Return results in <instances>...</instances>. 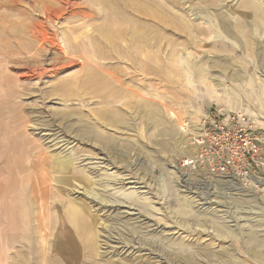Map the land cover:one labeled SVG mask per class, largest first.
I'll use <instances>...</instances> for the list:
<instances>
[{"label":"rangeland","instance_id":"rangeland-1","mask_svg":"<svg viewBox=\"0 0 264 264\" xmlns=\"http://www.w3.org/2000/svg\"><path fill=\"white\" fill-rule=\"evenodd\" d=\"M209 110L264 136V0H0V208L13 180L53 217L7 260L1 216L0 264L81 242L71 206L95 264H264V170L181 167Z\"/></svg>","mask_w":264,"mask_h":264},{"label":"crops","instance_id":"crops-1","mask_svg":"<svg viewBox=\"0 0 264 264\" xmlns=\"http://www.w3.org/2000/svg\"><path fill=\"white\" fill-rule=\"evenodd\" d=\"M237 27L239 30L241 25L237 24ZM222 28L228 33L232 32V27L227 21L223 23ZM42 184L44 185L46 182L42 181ZM32 190H34V192H32L34 195H27V193L25 194L22 191L18 193L13 187V180L10 183L8 189L5 190V206L0 208V217L3 216V225L6 232L5 240L8 243V249L5 253V259L7 260H11L12 258L28 259V257H32L30 254H35V252H32L34 250H29V245L27 244L28 241H33V235L37 234L35 233V230L41 226L40 222H48V220L51 222L53 220V217H51L49 214L52 207H50L48 204H46V213L43 212L44 214H40V210L44 209L45 206V204L39 203L40 200L44 199L43 194L41 193V188L34 186ZM45 192L46 194L48 193V191ZM3 194L4 192L1 195ZM71 207H74L73 210L76 217H73L72 219L70 210L71 208H69L67 212L68 221L73 225L74 229L77 228L75 231L72 230V234H75L79 231L82 241L78 242L76 240L75 244L73 239H70L67 236L69 234L66 232V230H61L63 228V226H61L60 230L58 231L59 238L57 241H55L54 248L47 250V253H43L44 247L42 244L46 240L48 234L45 233L42 235V244L40 247H37L38 252L40 250L42 255H38V260H48L50 261V264H95L96 260L94 258L96 255H98L97 244H94L95 247L93 248L92 244L89 245L87 240L92 234H94L96 238V234L92 232L91 226H89V224H86L87 227L85 229L82 227L80 229L78 228L81 226V221L84 220H80L81 216L79 215L76 207ZM80 234H78V236H80ZM36 238L38 242H40L41 236L39 233L35 236V239ZM198 257L199 256L197 255V258ZM90 258L92 259L91 261H89ZM82 259L84 260L82 261Z\"/></svg>","mask_w":264,"mask_h":264},{"label":"built area","instance_id":"built-area-1","mask_svg":"<svg viewBox=\"0 0 264 264\" xmlns=\"http://www.w3.org/2000/svg\"><path fill=\"white\" fill-rule=\"evenodd\" d=\"M193 138L196 151L181 162L182 168L204 166L213 176L229 181L262 179L258 174L264 170V136L245 116L209 110Z\"/></svg>","mask_w":264,"mask_h":264},{"label":"bare ground","instance_id":"bare-ground-1","mask_svg":"<svg viewBox=\"0 0 264 264\" xmlns=\"http://www.w3.org/2000/svg\"><path fill=\"white\" fill-rule=\"evenodd\" d=\"M136 30V29H135ZM186 60V59H185ZM187 61V60H186ZM89 137H90V135H89Z\"/></svg>","mask_w":264,"mask_h":264}]
</instances>
